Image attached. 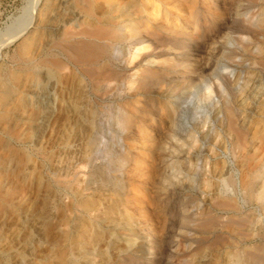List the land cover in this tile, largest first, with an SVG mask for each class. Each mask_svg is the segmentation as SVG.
<instances>
[{
    "label": "bare ground",
    "instance_id": "bare-ground-1",
    "mask_svg": "<svg viewBox=\"0 0 264 264\" xmlns=\"http://www.w3.org/2000/svg\"><path fill=\"white\" fill-rule=\"evenodd\" d=\"M74 1L84 20L74 26L55 25L58 36L42 43L35 55L27 56L25 64L39 60L60 75L67 73L71 64L88 78L90 95L97 106L112 93L115 84L111 81H126L128 89L125 92L121 87L116 115L110 116L117 133L109 136L111 144L123 148L111 149L106 139L111 127L98 117L82 162L62 172L48 173L54 189H66L70 180L82 172L85 178L82 194L87 198L110 189L118 193L116 203L104 207L99 217L89 219L90 223L93 225L94 220L98 224L106 213L118 209L124 227L114 229L111 234H115V240L123 236L126 242L135 237L137 243H126V249L115 261H110V256L105 254L106 258L101 259L103 264H173L171 256L182 260L194 248L180 255L170 252L165 234L168 213L172 214L178 230V242L202 243L222 250L239 247L243 261L264 264V231H250L247 209L236 198L219 192L218 180L204 177L201 181L194 177L200 171L198 154L185 156L180 150V165L185 174L173 185L165 188L161 185L162 144L170 120L164 92L176 93L193 83L200 84L211 77L210 71L217 59L225 54L228 58L241 54L239 47L259 67L255 80L264 81V19H254V8L264 7V0H103L106 17L94 10L96 0ZM60 4L61 0L45 1L43 12L36 18L38 32L51 28L50 15L57 13ZM225 32L235 47H228V42L217 39ZM244 35L249 36L248 42L243 40ZM258 43L263 52L254 56L251 48ZM125 46L126 51L121 53ZM224 48L226 51L221 53ZM220 80L227 86L229 99L223 98L215 112V117L220 115L218 146L228 139L230 150L237 154L248 148L249 131L240 121L233 88L225 77ZM212 88L215 95H220L218 84L213 83ZM102 107L98 108L112 109ZM209 133L207 128L200 134L201 145ZM257 133L260 130L251 132ZM209 171L211 176L221 177L227 166L223 161H214ZM198 180L205 188L201 205L196 204L199 194L193 189ZM241 186L245 199L264 212V154ZM168 206L172 207L171 213ZM94 207L88 206L89 214L97 209ZM247 243L250 246L244 247ZM94 245L90 242L89 247L78 248L75 258H87V264H93ZM238 260L239 257L232 261L226 257L222 264H238Z\"/></svg>",
    "mask_w": 264,
    "mask_h": 264
},
{
    "label": "rangeland",
    "instance_id": "rangeland-1",
    "mask_svg": "<svg viewBox=\"0 0 264 264\" xmlns=\"http://www.w3.org/2000/svg\"><path fill=\"white\" fill-rule=\"evenodd\" d=\"M45 1L0 0V264H70L72 260H77L75 264H87V258L78 256L76 259L75 255L78 248H87L90 242L95 243L93 264H103L101 259L106 258L105 254L110 256V261H115L126 249V243H137L135 237L126 242L123 236L115 240V234H111L124 225L118 209L106 213L98 224L94 220L93 225L90 223L89 219L99 217L104 207L116 203L118 193L110 189L102 195L87 198L82 194L85 179L82 172L70 180L66 189H54L48 173L62 172L82 162L93 123L98 117L111 127L106 134L107 142L111 144L109 136L111 133L116 135L117 131L110 116L116 115L121 87L125 92L128 87L125 80L111 81L115 84L112 93L97 106L90 95L88 78L74 70L71 64L65 76L39 60L25 64L27 56L35 55L42 43L58 36L59 29L55 25L74 26L84 20L74 0H61L60 9L50 15L51 28L38 32L36 18L43 12ZM93 8L101 17H106L107 7L103 0H96ZM254 11V19H264L263 6ZM227 38L225 32L217 39L228 42V47H235V43ZM243 40L248 42L249 36L244 35ZM239 48L242 51L238 56L228 58L225 54L217 59L211 68V77L200 84L193 83L176 93L164 92L170 120L162 144L161 185L164 188L173 185L185 174L180 165V150L185 156L198 154L200 171L194 177L201 181L204 177L218 180L219 192L236 198L247 209L249 229L256 233L264 231V212L255 203L248 202L240 188L247 173L264 154V81L255 80L259 67L252 56ZM262 49L260 43L256 44L251 48L252 55L262 54ZM124 51L126 46L121 53ZM225 51L226 48L221 53ZM221 77H225L233 88L240 121L249 131L248 148L237 154L230 150L228 139L218 146L220 136L216 133L220 131V115L215 117V112L223 98L229 99V91ZM213 83L219 85L220 95L212 92ZM246 93L248 95L244 96ZM204 96L207 98L203 99ZM102 106L112 109L102 110ZM207 128L210 133L201 145L200 134ZM259 130V135L251 134ZM111 145L113 150L123 148L118 147L119 144ZM214 161H223L227 166L221 177L211 176L209 166ZM201 181L193 186L198 190L196 204L199 205L205 190ZM90 204L97 209L89 214ZM168 207L171 213L172 207ZM166 215L165 234L170 252L180 255L194 248L182 260L171 256V263L222 264L226 257L231 261L239 257L238 264H249L240 257L242 249L239 247L222 250L208 248L202 243L178 242L172 214ZM243 246H250V243Z\"/></svg>",
    "mask_w": 264,
    "mask_h": 264
}]
</instances>
